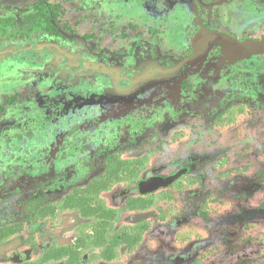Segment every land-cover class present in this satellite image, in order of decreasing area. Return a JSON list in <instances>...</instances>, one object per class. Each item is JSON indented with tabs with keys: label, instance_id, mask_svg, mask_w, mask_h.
Returning <instances> with one entry per match:
<instances>
[{
	"label": "rangeland",
	"instance_id": "rangeland-1",
	"mask_svg": "<svg viewBox=\"0 0 264 264\" xmlns=\"http://www.w3.org/2000/svg\"><path fill=\"white\" fill-rule=\"evenodd\" d=\"M109 1L87 0L86 6L76 0L20 1L21 6L17 4V13L13 14L17 15L19 25L12 30L14 35L21 29V32L34 29L39 24L37 18L46 17V12L59 32L30 37L33 42L27 46V51L13 59L3 53L17 49L7 47L15 38L0 36V42H4L0 45V230L14 225L27 233L31 228L47 229L43 213L49 207L62 209L69 194L81 193L89 183H106L108 173L118 168L116 164L109 170L95 171L94 178L82 174L65 177L67 171L55 170L53 160L63 154L62 161L68 168L73 165L75 156L68 160L67 153L61 151L57 156L53 154L52 160L47 159V151L57 146L62 137L71 145L98 149L104 159L112 158L108 152L112 147L121 148L113 152L117 153L119 162L124 161L126 165L122 176L117 181L111 180L109 190L91 195L93 205L109 208L108 204L115 200L114 194L127 188V184L134 186L141 179L156 175L152 171L162 166L167 167L160 172L164 177L185 169L172 183L173 187L166 186L160 192L162 195L150 196V210L156 216L142 222L148 233L137 250L147 264H159L152 256L162 246L164 264H264V107L257 98L264 95V56L227 66V62L216 55L220 59L213 58L204 71L194 76H184L182 71L172 67L168 68L171 72L165 70L159 65L160 59L147 70L136 64L140 78L129 73V82L125 81L116 96L128 100L129 94L122 89L137 92L143 87L148 91L142 93V99L154 97L161 103L153 92L163 90L168 99L162 103L170 107L161 112L159 108L145 118V123L138 120L136 123H104L103 127L101 124L96 135L99 142L91 143L95 138L88 131L84 132L82 126L87 123H47V99L60 91L80 87L84 93L80 95L83 103L90 106L93 99L91 72L99 67L108 68L104 59L106 53L116 58L128 49V55L132 56L139 48L145 65L146 61L161 56H186L191 53L190 41L196 31L192 28V15L199 19L203 13L200 7H204L205 13L218 4L219 11L224 3L162 0L165 14L153 16L147 12L149 6L145 0H133L124 8L113 7ZM114 1L119 0L110 2ZM91 2L96 6H90ZM170 2H174L176 8L173 13L166 11ZM234 15L236 20L247 19L242 18L240 10L235 9ZM198 24L202 29V23ZM111 26H114L113 31L109 30ZM262 31L264 22L256 23L252 30L254 37H260ZM146 37L159 45H145ZM22 39L20 44L25 42ZM78 41L83 42L81 47L85 44L88 48L85 47L84 53ZM173 43L177 51L171 47ZM78 55L83 58L78 63L68 61L69 57ZM104 63L107 65L103 66ZM144 71L153 81H145ZM167 73L173 77L162 76ZM118 82L122 83L115 81V86ZM192 94L202 101L201 107L193 109L196 114L192 106L184 108L193 98ZM151 106L141 111L151 112ZM123 124L126 125L123 136H126L119 142L122 135L114 126L121 128ZM108 139L115 144L110 145ZM117 182L122 183L117 185ZM132 214L130 209L121 208L119 219L127 228L135 230V226L129 225ZM136 216L131 221L134 224L139 222ZM120 223L112 225L116 229L110 228L115 235L121 232L117 229L119 226L125 227ZM36 239L37 246L46 241L40 235ZM179 256L185 257L184 261L177 260Z\"/></svg>",
	"mask_w": 264,
	"mask_h": 264
},
{
	"label": "flooded vegetation",
	"instance_id": "flooded-vegetation-1",
	"mask_svg": "<svg viewBox=\"0 0 264 264\" xmlns=\"http://www.w3.org/2000/svg\"><path fill=\"white\" fill-rule=\"evenodd\" d=\"M0 1H2V3L0 4V36L4 38L6 36L8 38L14 37L16 41L11 43V45H7V47H12L14 49L17 48L16 50H7L3 53V56L9 57V59L15 58L16 55L18 57L19 54L25 53L28 48L27 46H29V44L33 42V40H30V37L32 39L33 37L43 33L56 35L59 32L57 26L53 24L49 12H46V17L41 16L37 18L39 24L38 26H35L34 29H31L29 31L23 30L22 32L21 29L20 31H18V33H16V35H14L12 30L17 28L19 25H17V15L13 14L14 12L17 13L20 1L26 0H12V2L4 0ZM76 1H79L82 6H86L87 4L85 3V1L87 0ZM110 1L108 3L109 5L113 7L116 6L117 8L122 6L124 8L127 5L129 7V5H131V1L133 0H119L118 3L117 1H114V3ZM145 1L146 5L149 6L147 7V12H150L153 16H162L165 14L162 7L164 5V2L162 0ZM217 3H223L219 11L216 8V6L219 8L217 4L213 7L212 11L210 9L205 13L204 7H200V9L203 8V13H201V17L199 19L197 18L198 16L192 15L191 24L193 30L196 31L194 32L190 41L191 53L186 56L184 55L183 57H177L175 55H173L171 58H166L165 56L157 58L152 57L153 59L151 60V62L150 60L146 61V65L144 64L143 59L144 54H142L140 50H138L139 48L133 51L134 55L132 56L128 55V49L123 50L121 52L122 54H119L116 58H110V56H108L106 53V55H104V59L109 65L108 68L106 70H101L99 67L97 70H94L93 73L91 72L90 79L92 80V86L90 87V89L93 99L90 103V106H87L83 103L85 101L81 98L80 95L84 93H82V88L80 87L78 90L68 89L65 91H60L59 93L55 94L54 97H51L49 95L50 97L47 99V102H49L47 105V123H87L83 125L82 128L84 132L88 131L92 135V137L95 138L91 142L95 143L94 141L98 140V136L96 135L100 132L99 131L97 133V127L99 128L101 124H103V127L105 126L104 123H136L138 122V120L140 123V120H142V123H145V118L153 114L155 111L158 112L157 110L159 108V112H161L165 108L169 109L170 106H164L168 99V94H165L163 90L161 92L159 91V93L153 92V95L157 94V97L159 100H161V103L157 102V99L154 97H151L147 100L146 98L142 99L141 95L147 94L146 92L148 91L143 87H140L137 92H129V90L126 91V87L122 89V91L125 90V92L129 94L128 96H130V98L128 97V100H121L119 98L121 95L116 96V92L122 88L121 86L125 84V81L129 82L130 78L128 79L127 76L129 75V73L133 74L132 77L140 78L136 73V64L138 67L143 66L147 70L150 66L155 65L154 62L157 59H160L158 61L159 65L165 70L170 71L168 68L172 67L175 71H182L184 76H194L201 71H204L208 63H210L215 57L223 58L227 62V66H237L240 64H244L247 61L250 62L251 60H253V58L264 56V54L250 55L240 60H229L223 54L222 47L214 44L209 51V55L205 63L199 70L192 71L190 70V66L188 65H184L181 68L177 67V64L179 62L185 60L186 58H189V56L193 54V38L201 31L219 32L240 42L246 40L261 41L262 39H264V31L261 32V34L259 35L260 37H254L255 34L254 32H252V30H254V27H256V23L264 22V0H218ZM200 4L203 5L202 3ZM89 5L96 6L93 2L89 3ZM150 9H152L153 11ZM235 9L241 11L242 18L247 19L236 20V16L234 15ZM175 10L176 8L174 6V2H170V4L168 3L166 11L173 13ZM199 22H201L203 25L202 29L199 27ZM254 22H256L255 26ZM232 23L235 24H233L232 26ZM249 23H252V25H250ZM239 25L249 26L241 27ZM40 26L44 29L40 33L36 32L37 28ZM113 27L111 26L109 30L113 31ZM63 31H66V29ZM238 33H241V35H238ZM258 33H260V31H258ZM20 39L25 40V42L23 41L20 44ZM2 42H0V45L4 43ZM80 43L83 42H77L79 46ZM143 43L145 45L149 44L152 46L159 45H157V43L153 40L149 41L147 37L146 39H144ZM173 45L174 43L171 44V47H173ZM85 47V44L83 47H81L82 53H84L83 50H85ZM174 49L175 51L178 50V48ZM216 55L219 57H217ZM81 59H83L82 56L78 55L69 57L68 61L72 63H78L79 61H81ZM148 63L149 65H147ZM107 64L104 63L103 66ZM138 72L141 73L142 71L140 70ZM146 73L147 72L144 73L145 81L147 79L149 81H153V77H148V75L146 77ZM162 76L173 77V74L167 73ZM111 78L115 79L114 82L122 81V83L118 82L119 87L115 86L116 84H114V82L109 81ZM144 89L146 90L143 91ZM168 90L171 91V89ZM74 91L76 93H73ZM192 95L193 98L189 99L184 104V108L185 106H192L191 110H196L197 107L200 106L202 101H199L196 98L195 94ZM257 98L260 99L262 107H264V95H262V97H259V95H257ZM152 99L155 101L153 102V104ZM163 100L165 101V103H162ZM150 105H152L151 112L141 111L143 109H146ZM179 107L180 106L178 105L177 109H179ZM180 114H182L181 111ZM194 114H196V111H194ZM194 114L190 113V116L193 115V117H195ZM178 121L181 120L178 119ZM125 126L126 125L121 126V128L120 125L114 126L118 129L117 131L121 132L120 134L122 135V137L119 138V142L125 140L126 135L123 136V134L126 133ZM115 128L112 129L110 135L115 130ZM58 143L59 144H57V146H53L50 150L47 151V159L52 160L51 156L53 154L57 156L61 153V151L67 153V156H69L68 160L75 156V158L73 157L75 159L73 165L68 168L66 167L64 161H62L63 154L57 156L56 159L53 160L55 170L59 172H62L63 170L67 171L66 175H64L65 177L69 175L75 176V174H82L86 177L94 178L93 175L96 174L95 171H103L107 168L109 170L110 167H115L116 164L118 168L115 170H111L108 173L106 177L108 181L106 183H89L90 185H88L85 190H82L81 193L76 192L74 194H69L64 201L62 209L60 207H49V209L43 213L44 221L47 220V229H43L42 231H40V227H37L38 229L31 228L27 233L24 228L21 229L18 228V226L14 225V227H6L3 228V230H0V264H131V262H135L136 264H145L146 260L140 258L141 255L137 254V250L141 248L140 246L143 243V236L148 233L145 224L142 222H145L147 220V217H149L150 219V217L156 216L155 213L150 210L151 201L149 200L152 199L150 198V196L162 192L163 190H165L164 187L166 186H159L151 190L144 191L142 189V184L147 183L153 179H167L170 177H174L181 172H183L184 174L185 169H182L181 171H178L171 176L164 177L160 174L163 171L167 170V167L162 166V168L152 171V174L156 175L144 178L143 180L141 179L142 181L140 180L138 184L134 186L132 184L126 185L125 183L127 188H123V190H121L119 193L114 194L115 200L111 202V205L108 204L110 207L107 208L105 205L91 204L89 197L93 194H99L102 190H109L112 186L111 180L117 181L120 176H122L121 172L124 169L123 167L126 165L124 161L119 162L120 159L116 157L117 153L113 152L115 150L119 152L121 148L119 146L112 147L111 149L109 148L110 151L108 152H110L109 154L112 158L107 159L106 156L104 159L102 157L103 155L99 154L100 152L98 149H89L91 147H87V149H85L83 145H81L80 147H78L77 145H71V142L69 143V141L63 140L62 137H60ZM108 143H110V145L115 144V142L111 143L109 139ZM56 147L59 148L57 149ZM189 162L193 163V161L191 160H189ZM67 181H69V179ZM117 183H119L117 185H121L122 182ZM174 185L175 184H169L167 186L173 187ZM160 194L162 195V193ZM160 202L162 203L163 200H161ZM121 208H125L127 210L130 209V211L134 212V214L130 216L131 221H133V216L144 213L142 216L134 217L139 222H136L135 224L131 221L129 222V225L136 227L135 230H131L129 227L128 229L123 223H120L119 214ZM115 222H119L121 225H124L126 227L121 229V227L119 226L117 229L121 230V232L117 235H115L116 233H113L110 230ZM115 225L114 227H112L113 229H116ZM38 235H40L41 238H46V241H44L43 243H39V245L37 246L38 240L36 239V236ZM130 249H132L131 252ZM128 252L131 253V256L128 254ZM164 252L165 249L162 246L160 251L156 253L155 256H152V258H156L159 264H164ZM120 257H122L123 259L121 260ZM184 259L185 257H177V260L184 261ZM177 260L173 258V261ZM173 264L176 263L173 262Z\"/></svg>",
	"mask_w": 264,
	"mask_h": 264
},
{
	"label": "water",
	"instance_id": "water-1",
	"mask_svg": "<svg viewBox=\"0 0 264 264\" xmlns=\"http://www.w3.org/2000/svg\"><path fill=\"white\" fill-rule=\"evenodd\" d=\"M214 44L222 47L223 54L229 60H240L250 55L264 54V39L261 41L246 40L240 42L219 32L201 31L193 38V54L179 62L177 67L181 68L184 65H188L192 71L199 70L205 63ZM182 174L183 172L167 179H153L142 184V189L147 191L159 186H167L172 184Z\"/></svg>",
	"mask_w": 264,
	"mask_h": 264
},
{
	"label": "trees",
	"instance_id": "trees-1",
	"mask_svg": "<svg viewBox=\"0 0 264 264\" xmlns=\"http://www.w3.org/2000/svg\"><path fill=\"white\" fill-rule=\"evenodd\" d=\"M41 21H42V20H41ZM43 22H45V21H43ZM46 22H47V21H46ZM43 29H44V28H41V26H40V27L37 28V31H36V32H39V33H40V32H42Z\"/></svg>",
	"mask_w": 264,
	"mask_h": 264
}]
</instances>
